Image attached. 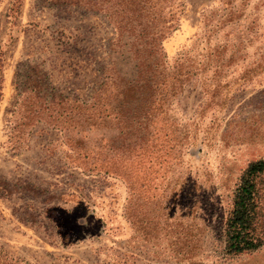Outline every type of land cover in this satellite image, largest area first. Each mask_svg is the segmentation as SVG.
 <instances>
[{
  "label": "rangeland",
  "instance_id": "obj_1",
  "mask_svg": "<svg viewBox=\"0 0 264 264\" xmlns=\"http://www.w3.org/2000/svg\"><path fill=\"white\" fill-rule=\"evenodd\" d=\"M181 1L161 52L191 72L147 122L125 178L84 173L66 144L82 133L23 120L18 106L31 87L87 100L114 36L102 8L0 0V264H264V245L222 250L238 178L264 159V0Z\"/></svg>",
  "mask_w": 264,
  "mask_h": 264
},
{
  "label": "trees",
  "instance_id": "obj_2",
  "mask_svg": "<svg viewBox=\"0 0 264 264\" xmlns=\"http://www.w3.org/2000/svg\"><path fill=\"white\" fill-rule=\"evenodd\" d=\"M51 1L81 2L83 6L102 8L114 28L108 46V63L99 67L100 82L87 100L54 93H50L47 100V95L33 92L31 87L29 94L19 100L22 119L32 122L35 118H45L51 129L82 133L84 138H66L69 150L78 154L73 157V163L81 154V160L74 166L88 174L101 172L127 178L126 162L131 158V151L137 153L142 149L144 133L148 132L147 122L161 109L166 96L176 95L181 80L188 78L191 72V67L183 63L185 58L178 56L169 65L161 52V41L176 26L183 2L48 0ZM127 64L130 67L125 72L123 67ZM107 128L117 130L118 134L104 139L105 146L99 142L103 139L88 141L87 135L93 130ZM115 147L119 151L116 157L110 152ZM9 150L14 151V146L10 145ZM263 245L264 159L258 158L248 162L233 190L231 206L223 222L222 250L233 257Z\"/></svg>",
  "mask_w": 264,
  "mask_h": 264
}]
</instances>
